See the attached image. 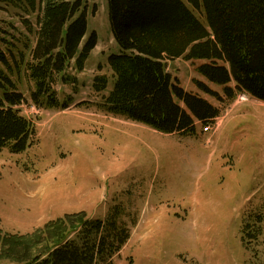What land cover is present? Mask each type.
I'll list each match as a JSON object with an SVG mask.
<instances>
[{
	"label": "rangeland",
	"instance_id": "obj_1",
	"mask_svg": "<svg viewBox=\"0 0 264 264\" xmlns=\"http://www.w3.org/2000/svg\"><path fill=\"white\" fill-rule=\"evenodd\" d=\"M85 1L84 42L96 33L98 44L83 71L68 70L75 85L56 84L70 106L38 110L34 84L24 72L13 77L28 98L18 109L34 122L37 141L20 154L0 151V229L32 235L67 214L106 218L119 204L131 238L114 264H264V101L240 91L227 98L223 86L197 71L203 60L180 57L167 59V69L187 91L220 107L214 131L197 122V135L162 133L110 112L102 95L113 87L108 60L120 48L107 0ZM183 1L208 25L202 6ZM0 6V47L18 53L22 17ZM102 74L110 86L98 94L93 83ZM195 79L223 100L201 91ZM45 241L42 235L39 246Z\"/></svg>",
	"mask_w": 264,
	"mask_h": 264
},
{
	"label": "trees",
	"instance_id": "obj_2",
	"mask_svg": "<svg viewBox=\"0 0 264 264\" xmlns=\"http://www.w3.org/2000/svg\"><path fill=\"white\" fill-rule=\"evenodd\" d=\"M187 1L195 9L204 8L208 25L183 0H107L120 53L108 60L113 78L108 93V75L95 76L93 83L98 94L104 93L110 112L180 136L197 135V122L214 121L221 109L180 85L168 71L167 59L203 60L197 71L223 86L227 98L240 91L264 101V0ZM1 4L19 11L26 31L19 33L23 38L18 39V53L0 47V151L8 148L20 154L37 139L34 122L18 109L28 98L14 75L24 72L34 84L30 97L37 107L66 109L70 102L61 101L56 84L76 82L68 70L85 69L98 36L93 33L84 42L85 0H0ZM195 84L223 100L206 82L195 79ZM124 211L117 204L106 218H89L84 211L67 214L32 235L0 229V259L13 261L7 264H114L131 238ZM42 235L46 241L39 246ZM246 235L253 237L250 230Z\"/></svg>",
	"mask_w": 264,
	"mask_h": 264
},
{
	"label": "crops",
	"instance_id": "obj_3",
	"mask_svg": "<svg viewBox=\"0 0 264 264\" xmlns=\"http://www.w3.org/2000/svg\"><path fill=\"white\" fill-rule=\"evenodd\" d=\"M7 15H6V17L7 18H9V14L7 13V12H5ZM0 19H5V17L2 15V14H0ZM73 85H75L76 83H72ZM66 85V84H65ZM58 86L59 85H56V88H58ZM195 93H197V92H195ZM207 99V98H206ZM77 103V102H76ZM76 103H74V105L76 104ZM73 104V103H72Z\"/></svg>",
	"mask_w": 264,
	"mask_h": 264
},
{
	"label": "built area",
	"instance_id": "obj_4",
	"mask_svg": "<svg viewBox=\"0 0 264 264\" xmlns=\"http://www.w3.org/2000/svg\"><path fill=\"white\" fill-rule=\"evenodd\" d=\"M213 129V124H209L207 126L204 127V131H209Z\"/></svg>",
	"mask_w": 264,
	"mask_h": 264
}]
</instances>
